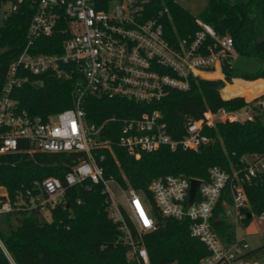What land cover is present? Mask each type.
I'll use <instances>...</instances> for the list:
<instances>
[{"label": "built area", "instance_id": "obj_1", "mask_svg": "<svg viewBox=\"0 0 264 264\" xmlns=\"http://www.w3.org/2000/svg\"><path fill=\"white\" fill-rule=\"evenodd\" d=\"M149 1L0 0V12L5 17L22 6L32 10L25 47L9 66L0 94V155L17 152L20 142L31 156L80 154L65 174L64 183L67 187L101 188L106 197L107 217L121 232L129 264H151L144 236L156 228L154 209L166 218L188 222L190 237L202 243L208 252L198 264H264L262 252L254 253L263 247L253 250L247 243V238L255 235L239 234L253 218L264 222V214L254 216L247 211L245 193V186L264 174V155L243 157L242 168L230 172L211 167L205 181L174 175L160 177L150 182L146 192L124 188L104 175V153L113 154V146L135 159L160 148L196 151L211 143L203 134L205 128L251 121L256 109L264 111V100L250 101L242 96L250 107L239 112L206 111L199 119L185 123V134L180 140L172 138L160 113L152 111L137 118L110 119L108 122L119 125L118 137L115 141L104 138L106 122L96 125L86 118L82 107L86 95L151 104L165 98L170 90H188L191 77L223 80L222 65L234 64L240 58L230 37L218 36L200 19H196L199 30L194 37L171 43L160 23L167 10L147 18L145 5ZM52 37L57 40L49 42L51 45L60 41L59 52H32L39 39ZM75 70L82 75V83L73 87L72 108L46 120L18 111L12 94L29 82V76L70 78ZM236 97L240 96L223 98ZM192 180L200 183L190 204ZM64 194L61 180L47 177L33 183V191H26L24 204L27 210L49 212L63 202ZM12 211L7 199L0 201V216ZM222 221L232 226L231 240L218 232Z\"/></svg>", "mask_w": 264, "mask_h": 264}, {"label": "trees", "instance_id": "obj_2", "mask_svg": "<svg viewBox=\"0 0 264 264\" xmlns=\"http://www.w3.org/2000/svg\"><path fill=\"white\" fill-rule=\"evenodd\" d=\"M164 9L167 13L160 17V23L171 43L194 37L199 30L196 19H200L218 36L230 37L237 54L255 60L260 69L256 74H247L235 69L233 64L224 63L223 80L191 77L188 90H170L165 98L151 104L86 95L82 102L86 118L96 125L106 122L104 138L115 141L118 137L119 125L108 122L110 119L121 121L158 111L168 133L180 140L185 134V123L199 119L206 111L239 112L251 106L241 97L224 98L243 96L250 100L264 92V81H261L264 80V0H208L198 18L176 0H150L145 5L146 17L153 18ZM31 17L32 10L22 6L6 16L0 27V51L3 52L0 54V94L9 66L25 47ZM56 40V37L39 39L32 52H59L60 41L57 45L49 43ZM234 79L256 82L248 86L239 81L230 84ZM76 83H82V75L76 70L70 78L50 74L29 76L28 83L14 90L12 99L18 111L46 120L73 107ZM226 83L229 84L225 86ZM259 100H264V95ZM203 134L211 143L196 151L160 148L138 159L113 146V154L104 153V175L114 178L124 188L146 192L150 182L160 177L174 175L205 181L211 167L230 172L242 168L243 157L264 155V121L260 115H254L251 121L218 123L213 128H205ZM78 158L80 154L31 156L23 142L19 143L17 152L0 155V187L7 192V198L2 196L0 201L7 199L13 207L12 212L0 216L7 223L5 231L0 228V264H10L6 254L14 264H129L121 232L107 217L106 197L101 188L67 187L64 183L65 174ZM47 177L60 179L65 187V204L59 203L49 210V221L40 211L27 210L24 204L26 191H33V183ZM245 193L247 211L254 216L264 214V174L247 184ZM77 200L81 201L79 205ZM154 219L155 230L144 236L151 264H198L208 255L204 245L190 237L187 221L166 218L157 209H154ZM220 225L216 227L219 234L231 240L232 226L225 221ZM256 252L263 253L264 248Z\"/></svg>", "mask_w": 264, "mask_h": 264}, {"label": "rangeland", "instance_id": "obj_3", "mask_svg": "<svg viewBox=\"0 0 264 264\" xmlns=\"http://www.w3.org/2000/svg\"><path fill=\"white\" fill-rule=\"evenodd\" d=\"M177 3L179 5H181L183 8H185L187 11H189L194 17L198 18L201 14V12L203 11V9L206 7L207 3H208V0H176ZM242 1H248V0H242ZM4 17L5 15L0 12V27L2 26L3 24V20H4ZM234 81H237V80H233L231 82V84L234 82ZM261 81H264V80H261ZM256 81H253V82H243L245 86H248V84L250 83H254ZM225 87V86H224ZM222 90V89H221ZM221 93V92H220ZM264 95V92L255 96L253 99L255 101H258L260 99V97ZM242 97V96H240ZM223 98V97H222ZM244 98V97H243ZM251 101V99H250ZM253 115H260L262 120L264 121V111H261L259 109H256L254 112H253ZM36 182V181H35ZM34 182V183H35ZM2 196H6L7 197V192L5 190L4 187H0V197ZM41 216L43 218H45L47 221L50 220V215H49V212L47 210H42L41 211ZM11 223L13 225L16 224L15 220L12 219ZM242 226V225H241ZM0 228L2 230H6L7 228V223L6 221L3 219V217H0ZM239 234L240 235H245V234H252V235H255V236H252V237H248L247 238V243L249 244V247L251 249H258V248H261L263 247L264 248V222H261L260 220H258L257 218H253L250 222V224L248 226H246L245 228L243 229H240L239 230ZM0 247L2 248V244L0 242ZM6 254V253H5ZM262 255V258H264V252L261 254ZM8 260L10 261V264H14L12 262V260L10 259L9 255L6 254L5 255Z\"/></svg>", "mask_w": 264, "mask_h": 264}, {"label": "water", "instance_id": "obj_4", "mask_svg": "<svg viewBox=\"0 0 264 264\" xmlns=\"http://www.w3.org/2000/svg\"><path fill=\"white\" fill-rule=\"evenodd\" d=\"M3 52L0 51V54ZM233 67L239 71H242L247 74H256L260 69V64L255 60L240 57L236 62H234ZM199 181L192 180L191 188L189 191V203L191 204L195 195V191L199 186ZM250 216H248L249 218Z\"/></svg>", "mask_w": 264, "mask_h": 264}]
</instances>
